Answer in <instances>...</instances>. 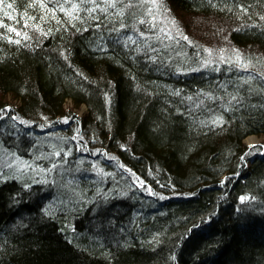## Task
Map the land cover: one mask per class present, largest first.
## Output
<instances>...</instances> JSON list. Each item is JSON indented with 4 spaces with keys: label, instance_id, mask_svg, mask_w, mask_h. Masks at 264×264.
I'll use <instances>...</instances> for the list:
<instances>
[{
    "label": "trees",
    "instance_id": "16d2710c",
    "mask_svg": "<svg viewBox=\"0 0 264 264\" xmlns=\"http://www.w3.org/2000/svg\"><path fill=\"white\" fill-rule=\"evenodd\" d=\"M249 135L264 0L0 3V264H264Z\"/></svg>",
    "mask_w": 264,
    "mask_h": 264
},
{
    "label": "rangeland",
    "instance_id": "374dc122",
    "mask_svg": "<svg viewBox=\"0 0 264 264\" xmlns=\"http://www.w3.org/2000/svg\"><path fill=\"white\" fill-rule=\"evenodd\" d=\"M157 3H158V0H157ZM161 19H162L161 13L157 14L156 20L157 21H160ZM166 23H167V27L164 28L165 29V32H166V30L167 31H171V29H175V27H174L175 24L174 23H172L171 21L166 22ZM207 54L209 55L210 58H212L211 51L210 50L207 51ZM224 56H226V55H224ZM226 57H228V56H226ZM7 99H8V101H10L13 104L16 103V100L15 99H9V98H7ZM64 107H65L66 110H71L72 112L76 113L77 116H82L83 113L86 110L85 105H83V104L80 105L79 107H73L72 102L69 101V100H67V102L65 103ZM63 120H64V118H63ZM256 137H257V142H258L256 144H261L262 143L261 141L264 139V137L263 136H256ZM245 138H244V143L249 147V145H251V144H248L246 142ZM256 144H254V145H256ZM2 160L5 163L13 162V164L15 165L14 174L18 173V169L29 170V169H32L33 168V167L28 166L26 163L25 164H22V165H19L20 164V161L18 159H15V158L9 159V158H7V157L4 156V157H2ZM141 182L142 181L138 179V184H141Z\"/></svg>",
    "mask_w": 264,
    "mask_h": 264
},
{
    "label": "snow or ice",
    "instance_id": "6c2138e0",
    "mask_svg": "<svg viewBox=\"0 0 264 264\" xmlns=\"http://www.w3.org/2000/svg\"><path fill=\"white\" fill-rule=\"evenodd\" d=\"M3 2V0H0V3H2ZM151 2L153 3V4H156L157 3V0H151ZM109 6H114V4H110ZM7 7L8 8H11L12 7V4H8L7 5ZM73 8H76V5H73ZM149 12H151V9H149ZM69 15H71V13H69ZM141 23H143V21H141ZM18 35H19V33H17ZM184 39H187V37H184ZM16 43H19V41H16ZM256 145H249V147H255ZM247 199V197H241V200L243 201V200H246Z\"/></svg>",
    "mask_w": 264,
    "mask_h": 264
},
{
    "label": "bare ground",
    "instance_id": "6f19581e",
    "mask_svg": "<svg viewBox=\"0 0 264 264\" xmlns=\"http://www.w3.org/2000/svg\"><path fill=\"white\" fill-rule=\"evenodd\" d=\"M245 140L248 144H251V145L258 143L257 137L255 135H249L245 138ZM247 164L249 165V162Z\"/></svg>",
    "mask_w": 264,
    "mask_h": 264
}]
</instances>
